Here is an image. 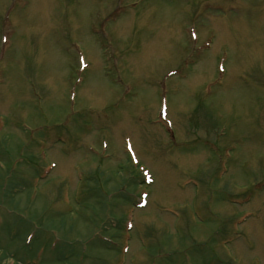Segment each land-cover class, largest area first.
<instances>
[{
  "label": "rangeland",
  "instance_id": "374dc122",
  "mask_svg": "<svg viewBox=\"0 0 264 264\" xmlns=\"http://www.w3.org/2000/svg\"><path fill=\"white\" fill-rule=\"evenodd\" d=\"M0 264H264V0H0Z\"/></svg>",
  "mask_w": 264,
  "mask_h": 264
}]
</instances>
